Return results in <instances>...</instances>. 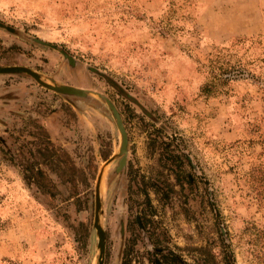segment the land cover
<instances>
[{
  "label": "rangeland",
  "instance_id": "rangeland-1",
  "mask_svg": "<svg viewBox=\"0 0 264 264\" xmlns=\"http://www.w3.org/2000/svg\"><path fill=\"white\" fill-rule=\"evenodd\" d=\"M12 66L79 94L0 74V264H95L102 167L101 264H151L155 249L264 264V208L244 182L264 166V0H0V67ZM26 158L53 197L24 183Z\"/></svg>",
  "mask_w": 264,
  "mask_h": 264
},
{
  "label": "trees",
  "instance_id": "trees-1",
  "mask_svg": "<svg viewBox=\"0 0 264 264\" xmlns=\"http://www.w3.org/2000/svg\"><path fill=\"white\" fill-rule=\"evenodd\" d=\"M220 83V84H224L223 82H226V79H224L223 81H220L218 78H216V83ZM210 85V86H209ZM216 84H205L202 88H201V92L203 94H206L209 92L210 88H214ZM45 138L46 135H45ZM45 142H47V144L50 145L49 141L46 139ZM52 148V146H50ZM55 150V149H53ZM44 151V152H43ZM38 153L42 154L44 158H47L46 161H48L49 158H51V155H49V153H47L48 151L44 149H41L37 151ZM52 153V152H51ZM49 156V157H48ZM61 160L59 163L63 164L64 166L68 167L69 170L71 172H76V169L73 167V165L70 163V160L68 159V157H66V155L61 151ZM9 158H11L9 156ZM11 160V159H10ZM23 163L22 165H20V169H21V173H22V180L24 181V183H26V185L28 186H33L36 188V190L40 191L41 193H44L46 195H48L49 197H53V192L52 190H54V185L53 183L50 181V179H48V177H46L43 172L41 171V169H39L38 165L39 163H36V161H29V159H23ZM262 164H257L255 166H250L249 169L247 170V172L244 175V182H245V186L247 187V190L249 192V194L251 195V198L256 202V205L258 207H263L264 208V166H261ZM60 165H58L59 168ZM189 166V165H188ZM61 169V168H59ZM71 179H67L66 181L69 182ZM205 196L207 198V204L209 206V208L211 209L212 212H214L213 206L210 202V195L208 192L205 191ZM137 216V215H136ZM145 218V214L143 213V215H138V217H136L135 220H133V225H141L144 226L146 220H144V223L141 222V220H143ZM140 221V222H138ZM214 224H215V230H216V234L218 237V240L220 242V244L224 247L226 245L225 243V238L227 236L226 231L223 229V227L221 226V223L219 222V215L214 212ZM253 232V233H251ZM250 236L254 237L255 239L257 238H261L262 236V232L258 231L257 229H255L254 227L250 228ZM258 240V239H257ZM259 241V240H258ZM262 249H264V245L261 246ZM264 255V252H260V256ZM232 256L229 255V253H226V251L224 252L222 250V258H220V264H230V262L232 261ZM151 264H182V262L179 260V258L172 254V253H167L166 255L163 254L160 250L155 249L152 253H151Z\"/></svg>",
  "mask_w": 264,
  "mask_h": 264
},
{
  "label": "water",
  "instance_id": "water-1",
  "mask_svg": "<svg viewBox=\"0 0 264 264\" xmlns=\"http://www.w3.org/2000/svg\"><path fill=\"white\" fill-rule=\"evenodd\" d=\"M17 73H24L26 75H28L29 77H31L34 81H36L38 84H40L41 86L47 88V89H51L53 91H57V92H64V93H73V92H77L74 90H71L69 88H65V87H52L47 85L46 83H43L40 78L38 77L37 74H35L34 72L24 68V67H16V66H12V67H0V74H17ZM75 94V93H74ZM109 109L111 110L113 117H114V121L117 127V130L120 134V147H119V154L121 155V157L119 158V165L122 162V156H123V152L121 151V148L124 146V132H123V128L121 126L120 123V119L117 116V114H115V112L112 110L111 106L108 104ZM104 172V168H100L99 172L97 174L96 177V184H95V188H94V215H93V223H92V227L95 231V235L97 238V242H96V249H97V257L95 259V264H101V260H102V253H103V240H104V235H103V231L99 225L98 222V213H99V200H98V185L100 182V179L102 178V174Z\"/></svg>",
  "mask_w": 264,
  "mask_h": 264
},
{
  "label": "flooded vegetation",
  "instance_id": "flooded-vegetation-1",
  "mask_svg": "<svg viewBox=\"0 0 264 264\" xmlns=\"http://www.w3.org/2000/svg\"><path fill=\"white\" fill-rule=\"evenodd\" d=\"M74 93H75V94H79L78 92H73V93H71V94L74 95Z\"/></svg>",
  "mask_w": 264,
  "mask_h": 264
}]
</instances>
